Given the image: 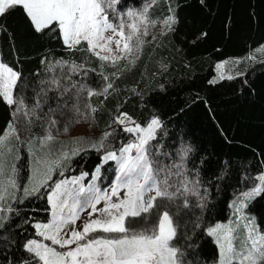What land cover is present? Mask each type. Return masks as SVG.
I'll use <instances>...</instances> for the list:
<instances>
[{
  "label": "trees",
  "instance_id": "obj_1",
  "mask_svg": "<svg viewBox=\"0 0 264 264\" xmlns=\"http://www.w3.org/2000/svg\"><path fill=\"white\" fill-rule=\"evenodd\" d=\"M146 2L149 1L121 0L120 7L140 9ZM169 7L178 18L175 30L165 35L154 34L156 39L145 42L134 65L125 67L127 62L121 61L120 68L124 70L114 78L115 90L107 98L89 99L86 93L82 95L81 104H91L95 113L89 114L83 107V115L75 113L73 96L63 115L56 114L58 122L51 131L64 133L65 127L70 131L79 121L92 117L98 130L115 129L107 143L119 147L130 140L113 123L120 112H127L141 124L158 116L162 128L151 142V149L167 165L183 157L185 175L188 180L199 181L200 195L205 197L203 208L197 207L199 197H189L192 207L179 213V235L174 244L185 253L186 264H216L218 246L207 235L206 228L226 220L234 197L251 188L255 177L264 171V54L255 51L264 45V0H157L150 9V17L162 20ZM251 55L256 60L248 59ZM0 56L22 73L21 84L25 86L19 94L29 106L34 102L33 88L37 81L61 74L60 68L55 73L46 72L41 63L45 58L95 68L96 73L89 72L86 78L74 75L73 80L86 82L97 90L103 84L99 75L101 62L84 51V45L79 51H70L55 34L35 33L20 8L0 17ZM227 59L240 60L237 72L244 75L235 74L234 79L226 77L209 83L217 74L216 65ZM63 71H68L67 66ZM103 71L110 75L117 70L105 65ZM38 72L40 75L36 76ZM49 104L56 107L51 100ZM44 110H48V105ZM12 120V109L0 101V132ZM47 129L46 123L40 127L37 122L22 139L35 140L46 134ZM188 148L191 151L185 156ZM103 154V150L96 149L81 151L65 166L63 176L57 173L53 180L93 170ZM24 168L25 180L29 172L25 158ZM47 191L42 189L34 196L21 198L22 204H14L19 215L13 213L8 235L15 238L16 245L5 253L0 241V264H6L5 254L9 259L30 256L23 252L22 245L27 239L38 238L32 225L50 220ZM175 204H169L173 211ZM248 209L264 230V196L253 200ZM154 220V215L137 218L136 227H148Z\"/></svg>",
  "mask_w": 264,
  "mask_h": 264
},
{
  "label": "snow or ice",
  "instance_id": "obj_2",
  "mask_svg": "<svg viewBox=\"0 0 264 264\" xmlns=\"http://www.w3.org/2000/svg\"><path fill=\"white\" fill-rule=\"evenodd\" d=\"M156 3L157 0H151L140 9L130 7L121 10V0H0V17L20 8L35 33L55 34L70 51H79L84 45V51L101 62L99 75L103 81L99 90L89 87L86 82L73 80V76L86 78L89 72L96 73L95 68H87L75 61L51 62L45 58L41 61L45 71L55 73L60 68L61 74L39 79L33 88L34 102L29 106L25 97L19 94L25 86L21 84L22 73L0 59V101L12 109L14 117L0 132V241L4 252L16 245L15 238L8 233L13 213L19 215L12 205L23 203L17 192H22L26 199L42 189H48L46 199L51 211L50 220L32 225L36 236L42 239H27L22 245L23 252L30 256L9 259L5 254L6 264H186L185 253L174 244L179 235L178 216L184 209L192 207L190 196L199 197L197 207L200 208L204 207L205 197L200 195L199 181L188 180L183 170L176 173L184 176L179 186L169 183L171 172L164 178L160 177L162 169L154 166L151 158V142L162 128L158 116L145 124L138 123L127 112L115 116L113 123L121 126L122 131L131 134L133 139L121 143L119 147L110 146L107 142L114 135L113 129L103 132L99 140L90 144L97 151L103 150L104 154L87 186L82 183L89 175L87 172L70 180H53L57 169L63 167V161L84 149L61 150L55 156L50 151H44L55 140L51 131L58 122L55 116L57 113L63 115L68 100L75 97L72 110L79 115H83L81 107L89 114L95 113L96 108L91 104H81L82 95L86 93L89 99L93 96L107 98L115 90L114 78L124 70L120 68L121 61H127L125 67L135 64L150 29L159 23L162 25L161 35L175 30L178 18L173 8H168V14L162 20L150 17V9ZM255 51L264 54V45ZM248 59L254 61L256 56L251 55ZM228 63L225 61L216 65L218 79L225 78L222 70ZM105 65L117 71L106 75L103 71ZM65 66L67 72L63 71ZM236 75L244 73L237 72ZM234 78L227 76L229 80ZM216 82L209 81L212 84ZM49 92L55 95L49 97ZM50 100L56 104L55 108L49 104ZM45 105H48L47 111L44 110ZM37 122L40 127L46 123L48 129L39 138L34 140L29 137L27 140L31 159L26 182L21 185V168L17 166L20 161L18 145L23 134L30 133ZM64 131L68 128L65 127ZM74 143L79 144L80 141ZM190 151V148L186 149L185 156ZM109 161L117 166L115 181L101 189L96 181L101 168ZM175 167L182 168V165ZM60 175L63 176L62 171ZM262 196L264 171L255 177L251 188L242 191L232 201L235 221L216 223L206 228L207 235L213 237L218 246L217 264H264V231H260L255 217L247 212L249 204ZM178 200L181 203L175 204ZM161 201L175 204L176 211ZM81 213H86L88 219H82ZM153 215L155 220L150 226L136 227L137 218ZM78 220L81 227H76ZM241 223L245 233L243 238L238 235ZM12 255L15 257V253Z\"/></svg>",
  "mask_w": 264,
  "mask_h": 264
},
{
  "label": "rangeland",
  "instance_id": "obj_3",
  "mask_svg": "<svg viewBox=\"0 0 264 264\" xmlns=\"http://www.w3.org/2000/svg\"><path fill=\"white\" fill-rule=\"evenodd\" d=\"M148 1H149L148 3L151 2V0H148ZM161 30H162V25H160L159 23H157V25L154 28H151L150 29V34L148 36L144 37L145 42L147 40L151 39L154 36V34H156L158 32H161ZM225 61H228L229 62L228 64H226L225 68L222 70L224 72L225 78L228 75L234 76L237 73V68H238V66H239V64H240L241 61L240 60H237V59H235V60L234 59H227V60H223V61L219 62L218 64H220L222 62H225ZM233 61H239V63H233ZM125 62H127V61H125ZM218 76H219V73L217 71V74L214 77V80H217L218 79ZM116 127H120L121 128V126H119V125H116ZM105 131H110V129H107ZM105 131L98 130V128H97V126H96L93 118L92 117H88L87 119H85L83 121H79L73 127V129L70 130V131H65L64 133L53 134L55 136V140L52 141L50 143V145L47 146L44 149V151H50L53 154V156H55L61 150H70V149H72L74 147H79V148H82L84 150H86V149H94V148L90 147V144L92 142H95V141L99 140V138L101 137L102 133L105 132ZM126 134H128V133H126ZM128 135L130 137V140L133 139V137H132L131 134H128ZM77 140L80 141L79 144L74 143V141H77ZM112 145L113 144H110V146H112ZM18 147L20 149V151H19L20 161L18 162L17 166L21 168L19 182H20L21 185H23L26 182V179L25 180L23 179V177H24V169H25L24 168V158H25V162L26 161L28 162V170H29V165H30V159H31V157H30V154H29L27 141H24L22 139L21 142H20V144L18 145ZM35 147L37 149H39V146L38 145H35ZM151 153H152L151 158L155 162L154 163V166H158L160 169H162L161 174H160V177L161 178H164V176L167 173L171 172L172 175L169 176V183L170 184H173L175 186H179L180 182L184 179V176L176 175V173L178 171L183 170L184 175H185V171L186 170H185V167H184L183 160L180 159L178 161H175V162L170 163L169 165H167L163 160L158 159V155L155 154V152L153 151V149H151ZM75 156H71L70 155L68 160L63 161V167L57 169L56 173L53 175V178L55 177V175L57 173H60L61 171L64 172V170L66 168L65 166H67L69 164V162L71 161V159H73V157H75ZM176 165H182V168H177V167H175ZM116 167L117 166H116L115 162L109 161L107 164H105L101 168V172H100L99 179H97V181H96V184H97L98 187H100L101 189L107 188V187H109V185L111 183H113L115 181ZM94 170H95V168L93 170H87V169H85V170H82L79 173H76V174L71 175V176H66V177H63V178H60V179H69L70 180L73 176H80L81 173L87 172V173H89V175L88 176H85L84 179H83V181H82V183L85 186H87L89 184V182L91 181V177H92V174L94 173ZM60 179H58V180H60ZM246 190H248V189H246ZM246 190H243V191H246ZM240 193H238L234 197V199ZM17 196L19 198H23V193L22 192H17ZM14 204L15 203H13V205H12L13 207H14ZM247 212L249 213L250 216L255 217V223L259 226L260 231H264L263 229L260 228V225H259V223L257 221V218H256L255 214L252 211H250L249 209H247ZM81 217L84 220L88 219L86 213H81ZM50 219H51V217H50ZM229 221H235L234 209L232 207H231V211H230L229 217L226 220L221 221V222H218V223H225L226 224ZM41 223H44V222H41ZM81 226H82L81 225V221L78 220L76 222V227H81ZM244 234L245 233L243 231V224L241 223L240 227L238 228V235L241 238H243ZM103 235H107V234H103ZM37 239H42V238L38 237Z\"/></svg>",
  "mask_w": 264,
  "mask_h": 264
},
{
  "label": "crops",
  "instance_id": "obj_4",
  "mask_svg": "<svg viewBox=\"0 0 264 264\" xmlns=\"http://www.w3.org/2000/svg\"><path fill=\"white\" fill-rule=\"evenodd\" d=\"M0 59H1V56H0Z\"/></svg>",
  "mask_w": 264,
  "mask_h": 264
}]
</instances>
